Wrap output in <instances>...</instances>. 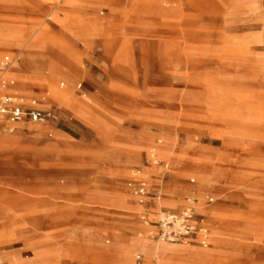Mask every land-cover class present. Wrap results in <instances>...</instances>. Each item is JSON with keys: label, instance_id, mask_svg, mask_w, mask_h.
Returning a JSON list of instances; mask_svg holds the SVG:
<instances>
[{"label": "rangeland", "instance_id": "1", "mask_svg": "<svg viewBox=\"0 0 264 264\" xmlns=\"http://www.w3.org/2000/svg\"><path fill=\"white\" fill-rule=\"evenodd\" d=\"M203 9L204 0H0V40L9 39L0 59L11 57L1 91L47 114L17 123L0 114V137H15L0 148V190L17 208L0 224V264L173 263L140 243L203 248L201 232L160 237L162 220L191 213L190 205L210 234L226 233L207 248L234 257L224 264H264V0H218L212 9L216 31L227 16L244 26L229 30L242 38V55L221 30L205 40ZM29 44L33 62L13 69ZM233 54L250 68L217 73L220 61L234 66ZM45 78L69 89L71 105L52 99ZM234 82L256 99L252 124L213 118L212 97L229 98Z\"/></svg>", "mask_w": 264, "mask_h": 264}, {"label": "bare ground", "instance_id": "2", "mask_svg": "<svg viewBox=\"0 0 264 264\" xmlns=\"http://www.w3.org/2000/svg\"><path fill=\"white\" fill-rule=\"evenodd\" d=\"M218 0H204V9H203V17L205 18V24L201 30V33L203 35V37L205 38V40H209L212 37H215L218 33L219 35H221V33L224 36V40L227 43V45L231 46L232 49L229 50L230 52H234V53H240V50L236 49L235 46L237 44H239V41L242 40V38L240 39L239 37L232 35L229 30H235L237 28H244V26H241L239 24L236 23L234 17L232 16H227L225 18L224 21V25L222 27L219 28V31H216L218 26H212L211 25V17L210 14L212 12V9H214L215 5L217 4ZM221 30V33H220ZM240 39V40H239ZM6 41H9V39H2L0 40V44H7ZM5 42V43H4ZM33 47L35 48L34 44H29L27 46V48L23 51V54L21 55V62L17 61L15 63V67H13V69L15 68L16 70L22 71L24 70L23 65L27 63V59L30 60V62L32 63L35 55H37V51H35L33 49ZM61 50L66 51V47H62ZM68 54L69 52L66 51ZM246 53V51H244L243 49L241 50L240 55ZM237 54H233L230 58H228L230 60V63L233 64L234 66H225L223 69L221 67V61L218 62V64L215 66V69L218 68V70L216 71L217 73H221L225 70H229L231 76H235L234 72L235 70L240 66H242V68H246L249 69L250 68V63L252 60L247 59V58H238ZM235 55V56H234ZM23 60V61H22ZM239 63V66L236 67V64ZM242 63V64H240ZM205 68H210L211 63L209 60H206L204 63ZM49 67L51 68V70L55 73V75H61L62 74V70L59 68V66H57L56 63H51L49 65ZM220 67V68H219ZM232 69V70H231ZM245 69V70H246ZM74 75H76L74 72H76L77 67L76 66H72L71 69H69ZM79 71V70H78ZM78 73V72H76ZM210 77H208V79L206 80V87L208 90V93L211 94V83L209 82ZM5 82L4 84L5 87L8 85V81L6 79H3L0 84H2V82ZM45 84L49 85V95L51 94L52 99L63 103V104H67V105H71V103L69 101H71V95L69 92V89H65V88H60L57 86V84L52 80V79H48L45 78L42 81ZM3 85V84H2ZM221 86V84H220ZM218 89L217 90H221V87L217 86ZM233 88L229 91L228 88V93L230 95L229 98H224L222 97V95L218 96L220 92H218L217 97L214 95L212 98L214 99L215 103H217V106L214 108V115L213 118L218 120L221 123H225V124H230V125H236V124H244V125H249L252 124L251 123V119L249 118V113L253 111V106L255 104L256 99L254 98L253 95H249L248 91L246 90V82H244L243 84H240V86L238 88L241 87V90H239L237 88L236 83H233ZM213 93L215 94V91H213ZM222 94V92H221ZM16 96V95H15ZM37 98H32L33 102H36ZM90 99V98H89ZM44 100H48V97L45 96ZM91 101L92 98L90 99ZM7 123V121L0 119V126H3ZM11 124V123H10ZM13 126V125H12ZM33 131L36 132H41L42 128L41 125L36 124L35 126L31 127ZM13 138H15L14 136H10V135H3L0 137V148H2L3 146H5L10 140H13ZM160 142H162V140H160ZM156 152V149L153 147L151 148V154L154 155V153ZM201 179L204 183L206 184H210V177L208 176H202L201 175ZM7 198H5V195H3V191L0 190V224L3 222L5 224V219H7L11 214H16V210L17 208L14 207L13 205H9L6 201ZM139 204H144V198H134ZM179 203H169V207L172 208H177ZM193 213H194V208L193 206H189V208ZM203 211H208L206 210V208H203ZM195 214V213H194ZM196 215V214H195ZM236 216V224L237 229L240 230V225H241V221H240V217ZM4 220V221H3ZM204 229L206 230L203 231L201 233V240L204 244L203 248H195L192 247V244H190L187 241V244H184L182 246L179 247V249H174L171 247H164L161 245H155L152 244L151 242L147 241V240H143L140 244L143 250H145L146 252H151V251H164L165 253H167L168 257L170 258V260H175V262L173 263H169L168 260H164L163 264H224L228 261H231L232 259H234L233 256L231 255H227L224 254L220 249H207L210 244H212L213 242H225V240L222 238V234H226L222 231H218L217 229H214V231L210 234L208 232V226L207 224L204 225ZM238 230L236 232H238ZM242 240V237L239 236V234H235L234 235V239H232L231 241H233L234 244H239L240 241ZM262 240V239H261ZM262 242L264 243V239L262 240ZM137 244V243H134ZM120 252L122 254V258L123 260H128V255L130 253L131 250L127 249V245H121L120 247ZM171 255H173L174 257H172ZM168 258V259H169ZM177 260V261H176ZM19 264H30V260H22L20 261Z\"/></svg>", "mask_w": 264, "mask_h": 264}, {"label": "built area", "instance_id": "3", "mask_svg": "<svg viewBox=\"0 0 264 264\" xmlns=\"http://www.w3.org/2000/svg\"><path fill=\"white\" fill-rule=\"evenodd\" d=\"M11 63V57L6 56L0 59V68H5ZM3 81L0 85V114L7 115L8 119L12 123L19 121L30 120L42 121L46 118L47 114L38 109L24 110L20 98L14 94L2 92L6 84ZM193 212H184L182 215H169L160 223V237L166 241H182L187 240L189 237H193L199 232H203L204 220L194 217ZM208 230V229H207ZM203 243V242H202Z\"/></svg>", "mask_w": 264, "mask_h": 264}]
</instances>
